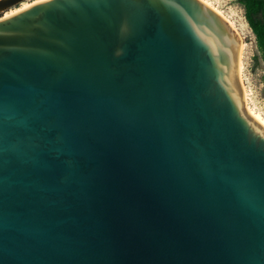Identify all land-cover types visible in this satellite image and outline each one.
Masks as SVG:
<instances>
[{
  "label": "water",
  "instance_id": "obj_1",
  "mask_svg": "<svg viewBox=\"0 0 264 264\" xmlns=\"http://www.w3.org/2000/svg\"><path fill=\"white\" fill-rule=\"evenodd\" d=\"M241 45L202 0L0 17V264H264Z\"/></svg>",
  "mask_w": 264,
  "mask_h": 264
},
{
  "label": "rangeland",
  "instance_id": "obj_2",
  "mask_svg": "<svg viewBox=\"0 0 264 264\" xmlns=\"http://www.w3.org/2000/svg\"><path fill=\"white\" fill-rule=\"evenodd\" d=\"M36 1L38 0H24L6 11L18 9L22 3L32 4ZM206 1L226 16L240 33L242 38L240 59L243 63L241 75L244 90L248 95V105L264 119V62L257 49L255 37L244 18L243 6L238 0ZM5 12L1 13L0 17L4 16Z\"/></svg>",
  "mask_w": 264,
  "mask_h": 264
},
{
  "label": "trees",
  "instance_id": "obj_3",
  "mask_svg": "<svg viewBox=\"0 0 264 264\" xmlns=\"http://www.w3.org/2000/svg\"><path fill=\"white\" fill-rule=\"evenodd\" d=\"M243 6L244 18L252 31L257 49L264 62V0H238Z\"/></svg>",
  "mask_w": 264,
  "mask_h": 264
},
{
  "label": "bare ground",
  "instance_id": "obj_4",
  "mask_svg": "<svg viewBox=\"0 0 264 264\" xmlns=\"http://www.w3.org/2000/svg\"><path fill=\"white\" fill-rule=\"evenodd\" d=\"M39 1V0H38ZM203 2H205L207 5H209L210 7H212L213 9H215L216 11H218L220 14H222L217 8H215L214 6H212L208 1H206V0H202ZM37 2V1H36ZM34 3V2H33ZM30 4H27V3H22V6L21 7H19L18 9H15V10H10V11H6L5 12V14H4V16H8V15H10V14H13L14 12H17V11H19V10H21V9H23V8H25V7H27V6H29ZM223 15V14H222ZM224 16V15H223ZM229 22H230V20L226 17V16H224ZM230 24L235 28V26L230 22ZM236 29V28H235ZM237 30V29H236ZM237 32H238V30H237ZM239 33V32H238ZM240 34V33H239ZM241 49H242V45H241ZM240 56H241V51H240ZM242 65H243V63H242V60L240 59V64H239V68H240V80H241V83H242V85L244 86V84H243V79H242V75H241V70H242ZM243 88H245V87H243ZM245 91V90H244ZM245 93H246V108H247V111H248V113L255 119V120H257L261 125H263L264 126V119L260 116V114H258V113H256V112H254L250 107H249V105H248V95H247V92L245 91Z\"/></svg>",
  "mask_w": 264,
  "mask_h": 264
}]
</instances>
